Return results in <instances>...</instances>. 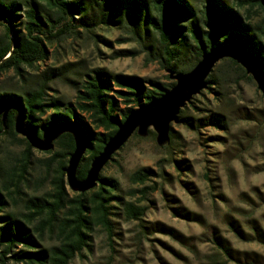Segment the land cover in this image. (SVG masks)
<instances>
[{
	"label": "trees",
	"instance_id": "1",
	"mask_svg": "<svg viewBox=\"0 0 264 264\" xmlns=\"http://www.w3.org/2000/svg\"><path fill=\"white\" fill-rule=\"evenodd\" d=\"M242 8H247L249 14ZM256 9L264 12V0H236L235 3L227 0L199 3L196 0H0V28L4 31L0 36V75L13 71L21 83L16 90L0 92V139L7 136L24 147L18 157L6 152L1 160L4 165L0 163V262L13 259L21 264H69L90 245L97 227L103 228L112 240L115 234L112 216L123 214L130 220L143 222L147 212V206L117 195V181L113 178L100 176L93 189L71 193L65 169L76 150L78 136L87 149L76 177L84 180L92 161L102 153L119 125L135 110L162 97L175 82L170 78V82H161L97 68L87 74L75 102L51 97L50 83L62 76V70L45 69L40 80L30 85L27 69H38L41 63H46L49 47L55 41L78 29L91 32L102 24L125 23L136 40L150 42L144 45L148 57L167 71L187 72L204 53L222 46L241 49L264 70V15L256 22L250 21ZM123 53L127 56L128 51ZM241 80L254 79L237 58L229 55L216 64L207 78V89L237 84ZM240 112L243 120L264 122L262 110ZM19 118L29 136L36 140H44L52 131H61L53 142L54 147L45 153L49 157L35 159L36 147L16 131ZM180 119L197 130L204 126L222 129L228 124L220 112H211L196 121L185 116ZM37 162L46 167L47 178L52 175V189L40 195L25 193ZM154 176L157 173L150 168H141L131 175L132 182L143 185L133 191L140 193L142 200L157 190L156 185H147ZM11 200L24 202L23 218L7 211ZM173 208L184 219H201L196 213ZM227 218V224L238 238L264 244V230L258 224L251 226L252 232H247L239 221L229 215ZM140 228V232L148 234L158 229L179 236L160 223L151 227L140 224ZM46 235L55 236L58 243L44 246L42 241ZM203 236L227 261L256 264L248 253L233 248L216 227Z\"/></svg>",
	"mask_w": 264,
	"mask_h": 264
},
{
	"label": "rangeland",
	"instance_id": "2",
	"mask_svg": "<svg viewBox=\"0 0 264 264\" xmlns=\"http://www.w3.org/2000/svg\"><path fill=\"white\" fill-rule=\"evenodd\" d=\"M200 1L196 0L197 3ZM246 9L242 8V11L249 14ZM256 11L251 15L252 22L264 15L263 11ZM3 32L0 28V36ZM149 44L147 39L136 40L125 23L102 24L91 32L78 29L49 47L50 57L46 63H41L38 69H27V82L32 85L40 80L45 69H61L62 76L50 83L48 92L51 97L68 102L76 101L87 74L97 68L175 82L169 71L148 57L144 45ZM123 51H128L127 56H123ZM20 85L13 71L0 75V92L16 90ZM191 101L182 108L185 110L182 114L180 110L178 120L170 122L168 141L160 140L153 125L141 132L138 127L100 171V176L117 181L116 194L122 199L147 206L144 221L130 220L123 214L112 216L115 230L112 240L103 228L97 227L90 245L69 264H250L227 261L203 236L213 227L230 241L233 248L248 253L256 264H264V244L241 240L227 224L229 215L247 232H252L251 226L255 223L264 230V122L243 120L240 112H264V95L255 80H241L237 84L216 86L214 90L205 88ZM211 112L226 116L228 124L225 128L204 126L197 130L180 119L185 116L196 121ZM35 149V159L49 157L46 151ZM23 150L19 142L3 136L0 139V163L4 165L1 160L6 152L18 157ZM141 168H150L157 173L147 183L156 185L157 190L145 200L140 193L133 192L143 185L131 181V175ZM31 173V183L24 188L25 193L40 195L51 191L52 175L47 178L46 167L37 162ZM68 188L71 193L75 192L70 186ZM173 207L196 213L201 219H184L176 215ZM7 211L23 218L24 202L11 200ZM154 223L173 229L179 236L158 229L154 234L140 232V224L151 227ZM56 243L58 239L50 235L42 241L46 247ZM0 264L21 263L9 259Z\"/></svg>",
	"mask_w": 264,
	"mask_h": 264
},
{
	"label": "water",
	"instance_id": "3",
	"mask_svg": "<svg viewBox=\"0 0 264 264\" xmlns=\"http://www.w3.org/2000/svg\"><path fill=\"white\" fill-rule=\"evenodd\" d=\"M229 55L237 58L246 68L264 95V70L249 54L234 47L222 46L211 49L203 54L202 59L193 69L179 73L169 71L170 77L175 80V85L159 99L135 110L123 124L119 125L118 131L107 143L102 153L92 161L88 175L84 180H79L76 177V170L87 147L82 139L77 136L76 150L71 156L69 166L65 169L67 181L72 190L85 192L96 187L99 182L100 171L105 163L138 127L141 132L143 128L145 131L148 126L153 125L159 133L160 140L162 142L168 141L170 122L173 120L177 121L180 110L191 101L193 96L207 88V78L214 70L216 64ZM16 131L27 137L34 147L44 151L54 147L53 142L61 133V131L56 130L47 134L42 141L33 139L27 133L21 118L17 121Z\"/></svg>",
	"mask_w": 264,
	"mask_h": 264
}]
</instances>
